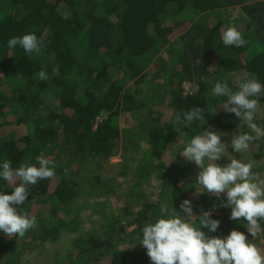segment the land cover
I'll return each mask as SVG.
<instances>
[{
  "label": "trees",
  "instance_id": "obj_1",
  "mask_svg": "<svg viewBox=\"0 0 264 264\" xmlns=\"http://www.w3.org/2000/svg\"><path fill=\"white\" fill-rule=\"evenodd\" d=\"M229 11L237 17L226 22ZM228 25L241 32L243 46L222 43ZM29 32L42 41L39 55L7 48L11 37ZM41 69L48 74L45 81L36 77ZM147 77L161 85L148 102ZM242 78L264 84V0H0V132L13 128L17 134L14 139L0 134V160H10L14 168L22 162L38 167L37 157L56 165L55 175L30 186L20 206L37 227L23 238L0 234V264H19L23 254L70 235L66 264H152L136 243L162 201L148 199L137 186L126 193L129 203L119 215L98 213L103 226L78 233L81 201L101 196L99 189L111 194L99 178L88 176L91 167L118 150L140 154L145 148L138 171L172 178L169 208L180 211L188 199L196 216L210 210L220 220L211 235L246 232L229 220L219 199L195 191L187 161L178 156L204 129L231 136L236 127L249 131L223 110L224 98L211 94L217 80L235 91ZM185 86L191 89L186 92ZM193 107L205 110L206 122L182 128L176 114ZM125 116L134 122L122 129ZM173 152L180 166L174 165ZM0 191L11 194L12 185L0 181ZM262 240L253 243L264 248ZM127 242L135 248H122Z\"/></svg>",
  "mask_w": 264,
  "mask_h": 264
},
{
  "label": "clouds",
  "instance_id": "obj_2",
  "mask_svg": "<svg viewBox=\"0 0 264 264\" xmlns=\"http://www.w3.org/2000/svg\"><path fill=\"white\" fill-rule=\"evenodd\" d=\"M220 39L225 46L241 47L246 43L234 27L227 28ZM16 47L26 55H39L43 44L34 32H29L7 41V48ZM36 77L45 81L48 74L41 69ZM235 89L226 80H217L211 94L224 98L223 110L234 114L249 131L236 127L226 143L222 139L226 134L204 129L191 137L179 155L199 170L194 184L199 190L195 191L214 194L217 199L223 193L224 202L219 206L230 209L229 220L242 225L246 232L233 229L222 237L211 235L219 228L220 220L212 218L210 210L194 216L192 201L188 199L179 204L180 211L172 205L170 208L162 205L157 218L140 229L136 243L146 249L152 264H264V254L253 243L258 237L264 238V178L253 171L254 161L245 162L227 151L230 148L242 157L254 141L264 138V127L255 122L260 112L259 100L264 97V84L255 78H242L236 80ZM204 111L193 107L178 112L175 121L182 128H190L194 123L206 122ZM176 131L180 133L181 127ZM225 157L228 163H216ZM36 163L38 167L22 162L14 168L10 160H0V181L12 185L11 194L0 191V234L23 238L37 227L36 218L20 206L25 203L30 186L55 175L56 165L42 157H37Z\"/></svg>",
  "mask_w": 264,
  "mask_h": 264
},
{
  "label": "rangeland",
  "instance_id": "obj_3",
  "mask_svg": "<svg viewBox=\"0 0 264 264\" xmlns=\"http://www.w3.org/2000/svg\"><path fill=\"white\" fill-rule=\"evenodd\" d=\"M236 13V11H229L225 15L226 17L224 16L223 20L228 22V17H230V20L235 19L237 17ZM230 27H232V25ZM227 28H229V25L226 26L225 30ZM152 79V77H147L143 88V97L146 102L154 100L158 96V92L161 88V85L156 83L157 80ZM158 82L160 81L158 80ZM184 88L186 92L191 89L189 86H185ZM130 121L134 122L132 116H125L122 118L120 120V128L124 129L133 125ZM256 123L261 127H264V105L260 106V112L257 115ZM0 134L1 137L9 136L8 138L11 139L17 138L16 131L13 128L4 129L0 132ZM222 139L227 143L230 141L231 135L226 134L222 137ZM144 150L146 149L143 148L141 151L142 155L145 153ZM227 151L237 159L242 158L245 162L249 160L254 161L255 167L253 171L259 173L261 178H264V138L254 141L251 144L249 151L242 154V157L239 153H233L230 148H228ZM141 153L131 154L118 150L115 152L114 156L110 157L107 161L99 163L97 167H91L92 172L89 173L88 176L99 178L101 185H105L106 189L109 188L111 194H107V191L103 192L99 189L97 192H99V195L101 196L93 199L84 198V200L81 201L80 207H82V209L79 211V234L93 230L96 228V226H103L102 217L98 216V213L114 211L117 215H119L120 208H122L126 203H129L127 197L125 196L126 193H128L134 186H137L141 191H143V193L147 194L148 199L161 200V206L167 204V201L170 200V195L173 191L172 178L166 175L159 177L155 170H152L151 173L149 171V175H142L141 171H138V167L141 166L140 161H142ZM175 154L176 153L173 152L172 157L175 159L174 165L180 166L179 159L176 161L177 155L174 156ZM178 156L185 159L180 155ZM169 157L171 156L168 153L166 157H163L164 161H167ZM228 162L229 161L227 160V157H225L216 163L223 165ZM187 166L191 172L189 182L195 190H199L198 187L194 185L196 175L199 170L196 168V165L193 162L187 161ZM171 189L172 191H170ZM103 194L106 195L102 196ZM198 194L208 199L217 198L214 194L207 192ZM219 200L223 204V193L221 194ZM134 201L135 199H133L131 203L135 210L137 209V205H134ZM228 210L230 211V209ZM194 216L196 215L194 214ZM73 239V235L64 236L55 245H49L46 247L43 246L32 253L23 254L22 258H20L21 260L19 264H66L67 260L65 257L70 249ZM261 243L264 245V240H262ZM123 244L124 246H121L122 248H135L132 242ZM260 250L261 253L264 254V248L260 247Z\"/></svg>",
  "mask_w": 264,
  "mask_h": 264
}]
</instances>
